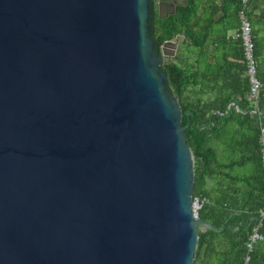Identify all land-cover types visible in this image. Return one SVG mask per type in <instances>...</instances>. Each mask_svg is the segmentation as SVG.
<instances>
[{
	"label": "water",
	"instance_id": "water-1",
	"mask_svg": "<svg viewBox=\"0 0 264 264\" xmlns=\"http://www.w3.org/2000/svg\"><path fill=\"white\" fill-rule=\"evenodd\" d=\"M150 16V0H0V264H192L215 229L191 210L162 68L177 43L157 50Z\"/></svg>",
	"mask_w": 264,
	"mask_h": 264
},
{
	"label": "trees",
	"instance_id": "trees-1",
	"mask_svg": "<svg viewBox=\"0 0 264 264\" xmlns=\"http://www.w3.org/2000/svg\"><path fill=\"white\" fill-rule=\"evenodd\" d=\"M252 0L247 16L252 26L256 77L262 82L251 99L240 38L241 0H187L174 14L159 18L151 10L150 35L156 47L183 36L174 57L165 59L167 89L180 105L185 140L194 158L193 196L206 198L199 218L215 229H198L192 264H264V239L248 251L247 242L264 206L261 128L264 127V60L255 38ZM235 102L239 111L227 104ZM255 110L258 112L256 113ZM255 163L251 177L230 174L236 165ZM224 180L221 200L210 197L207 179ZM239 183V186L237 184ZM264 234V221L259 227ZM249 260L244 263V258Z\"/></svg>",
	"mask_w": 264,
	"mask_h": 264
},
{
	"label": "built area",
	"instance_id": "built-area-1",
	"mask_svg": "<svg viewBox=\"0 0 264 264\" xmlns=\"http://www.w3.org/2000/svg\"><path fill=\"white\" fill-rule=\"evenodd\" d=\"M251 0H241V8L239 10L240 27L239 30L233 34L232 38H240L242 41V46L244 50V58L246 61L247 74L251 83L250 87V98L257 100L259 95V89L262 86V82L256 77L257 67L256 59L253 54L254 45L252 41V26L247 16V9ZM260 145H261V164L263 168V179H264V127L261 128L260 134ZM207 201L206 198H201L198 196H193L191 202V210L194 217L199 218V211L203 207L204 203ZM264 221V206L259 210L258 222L253 228L252 233L249 236V241L247 242L248 251H251L254 244L264 239V234L259 232V227ZM249 260V255L247 254L244 258V263Z\"/></svg>",
	"mask_w": 264,
	"mask_h": 264
},
{
	"label": "crops",
	"instance_id": "crops-1",
	"mask_svg": "<svg viewBox=\"0 0 264 264\" xmlns=\"http://www.w3.org/2000/svg\"><path fill=\"white\" fill-rule=\"evenodd\" d=\"M253 10V20L255 30V38L259 43L262 53V58L264 60V0H252L251 4ZM235 103V102H234ZM234 107L237 111H239L237 105H233L232 103L227 104V111H229V107ZM256 167L255 163H246L244 165H236L230 170V174L239 177L246 176L251 177L255 174ZM224 180L220 176H212L207 179V183L205 186V190L209 192L212 201L221 200V191L223 190ZM239 186V183L237 184ZM205 230V229H202Z\"/></svg>",
	"mask_w": 264,
	"mask_h": 264
},
{
	"label": "rangeland",
	"instance_id": "rangeland-1",
	"mask_svg": "<svg viewBox=\"0 0 264 264\" xmlns=\"http://www.w3.org/2000/svg\"><path fill=\"white\" fill-rule=\"evenodd\" d=\"M234 34V30H232V31H230V34ZM182 38H183V36H180V37H177V38H173V40L177 43V47L175 48V49H173V48H167V52L169 53V54H171V53H174V56H175V54H176V50L179 48V46H181V40H182ZM174 56H168L167 58H165V59H168L169 57H174Z\"/></svg>",
	"mask_w": 264,
	"mask_h": 264
},
{
	"label": "flooded vegetation",
	"instance_id": "flooded-vegetation-1",
	"mask_svg": "<svg viewBox=\"0 0 264 264\" xmlns=\"http://www.w3.org/2000/svg\"><path fill=\"white\" fill-rule=\"evenodd\" d=\"M150 7L153 8V12L157 13V0H150ZM157 50H159L158 47H157Z\"/></svg>",
	"mask_w": 264,
	"mask_h": 264
}]
</instances>
